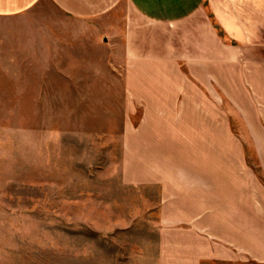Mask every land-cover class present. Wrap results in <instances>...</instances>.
Here are the masks:
<instances>
[{
	"label": "rangeland",
	"instance_id": "rangeland-1",
	"mask_svg": "<svg viewBox=\"0 0 264 264\" xmlns=\"http://www.w3.org/2000/svg\"><path fill=\"white\" fill-rule=\"evenodd\" d=\"M37 9L24 45L0 20V264H180L165 174L244 153L264 182L263 97L195 95L187 65L131 60L121 33L93 37L102 20Z\"/></svg>",
	"mask_w": 264,
	"mask_h": 264
},
{
	"label": "crops",
	"instance_id": "crops-1",
	"mask_svg": "<svg viewBox=\"0 0 264 264\" xmlns=\"http://www.w3.org/2000/svg\"><path fill=\"white\" fill-rule=\"evenodd\" d=\"M47 1L77 20H102L101 28L93 26V37L99 29L121 33L131 60L187 65L205 87H194L195 95H224L233 103L242 97V104L245 98L254 104L253 95L264 100V0ZM42 2L0 0V20L18 21L23 45L25 32H36L26 16L41 10ZM174 78L179 84L190 79L185 72ZM185 91L165 89V96ZM226 159L237 162L227 161L220 174L216 155L202 171L177 166L173 175L165 174V209L177 208L173 219L165 210V223L178 225L180 264H264V182L248 167L244 153Z\"/></svg>",
	"mask_w": 264,
	"mask_h": 264
}]
</instances>
